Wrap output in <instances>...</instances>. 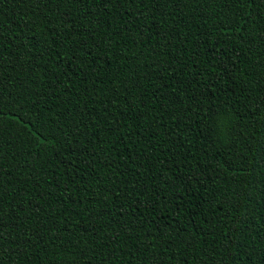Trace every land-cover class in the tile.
Masks as SVG:
<instances>
[{"label":"trees","instance_id":"obj_1","mask_svg":"<svg viewBox=\"0 0 264 264\" xmlns=\"http://www.w3.org/2000/svg\"><path fill=\"white\" fill-rule=\"evenodd\" d=\"M159 8L0 0L3 264H264V0Z\"/></svg>","mask_w":264,"mask_h":264},{"label":"snow or ice","instance_id":"obj_2","mask_svg":"<svg viewBox=\"0 0 264 264\" xmlns=\"http://www.w3.org/2000/svg\"><path fill=\"white\" fill-rule=\"evenodd\" d=\"M96 2H97V4H101V3H105L106 4V3H111V0H96ZM124 2L132 3V2H134V0H124ZM180 2H181V0H149V4L153 7L155 12H159L160 11V8H159L160 4L168 5L169 3H175L177 6H179ZM229 2L230 3L238 2V3L242 4V3L245 2V0H229ZM141 3H143V0H141ZM93 15H95V14H93ZM64 16L66 17L65 23H70V20L67 19V17L70 16V13L65 12ZM262 19H264V18H262ZM49 22L51 23V21H49ZM261 39H264V37H261ZM38 45H39V41H37L35 44H33V47H38ZM262 78H264V77H262ZM212 87L213 86L210 85L208 90L210 91ZM5 115H6V113L3 112L2 110H0V118H3ZM15 119L19 120L20 118L19 117H15ZM24 126L28 127L27 124H25ZM37 135H38V133H37ZM240 159L244 160L246 158L241 156ZM232 164H233V161H231L228 158H225V159L219 161V166L221 168H223L226 172H232L233 173V177H235L236 174H239L241 176H244L246 174L247 169H245L243 167H241V168H233ZM213 179H218V176L214 177ZM186 183L190 184L191 180L186 181ZM237 194H239V193H237ZM157 195H159V193H157ZM224 203H228V200L225 199ZM177 211H183V209L177 208ZM167 226H170V222H169V225H165V227H167ZM161 231H163V229ZM0 241H2V237H0ZM164 242L167 243V241H164ZM224 256L228 257L227 264H239V261H237L234 256H231V254L229 252H225ZM0 264H3V260L2 259H0ZM185 264H186V262H185ZM222 264H224L223 259H222Z\"/></svg>","mask_w":264,"mask_h":264}]
</instances>
